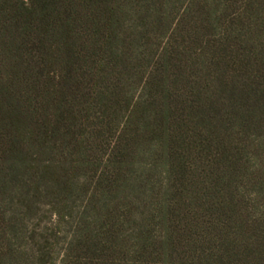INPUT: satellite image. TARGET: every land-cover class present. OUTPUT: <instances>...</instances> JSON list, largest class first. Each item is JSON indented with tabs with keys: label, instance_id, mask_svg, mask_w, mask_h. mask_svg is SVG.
Wrapping results in <instances>:
<instances>
[{
	"label": "rangeland",
	"instance_id": "1",
	"mask_svg": "<svg viewBox=\"0 0 264 264\" xmlns=\"http://www.w3.org/2000/svg\"><path fill=\"white\" fill-rule=\"evenodd\" d=\"M0 264H264V0H0Z\"/></svg>",
	"mask_w": 264,
	"mask_h": 264
}]
</instances>
